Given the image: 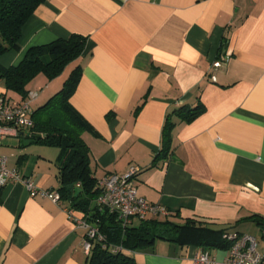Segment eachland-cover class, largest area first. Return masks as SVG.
Returning <instances> with one entry per match:
<instances>
[{
  "label": "crops",
  "instance_id": "obj_1",
  "mask_svg": "<svg viewBox=\"0 0 264 264\" xmlns=\"http://www.w3.org/2000/svg\"><path fill=\"white\" fill-rule=\"evenodd\" d=\"M73 33L86 36L83 52L54 78L40 72L26 85L36 93L30 109L78 67L69 102L91 127L81 137L96 178L134 165L137 196L168 210L158 219L193 218L253 236L250 216L264 215V0H44L0 65ZM0 95L22 102L1 79ZM198 101L205 110L176 123L169 156L152 165L166 114ZM0 153L37 186L58 189V147L9 131ZM65 206L31 197L19 182L2 187L0 264H86L84 230ZM200 249L156 240L126 254L136 264H191ZM207 250L223 264L225 249Z\"/></svg>",
  "mask_w": 264,
  "mask_h": 264
},
{
  "label": "trees",
  "instance_id": "obj_2",
  "mask_svg": "<svg viewBox=\"0 0 264 264\" xmlns=\"http://www.w3.org/2000/svg\"><path fill=\"white\" fill-rule=\"evenodd\" d=\"M42 2L44 0H0V55L9 50L19 49L21 27ZM85 43L86 36L73 33L67 39H56L43 45L30 46L18 63L8 67L0 65V79L4 81L6 90L19 94L23 101L28 95L26 85L38 73H43L48 79L54 78L68 62L80 56ZM79 76L80 71L76 67L57 92L42 105L31 110L33 124L17 131H23L35 142L61 150L62 157L58 163L57 173L59 181L57 191L61 199L68 202V206L82 214L87 221L96 224L104 235L102 240L93 243L90 254L86 255V264H136L134 258L126 254V250L149 248L156 240L179 245L194 244L201 249L228 248L231 241L223 235L234 231L229 227H212L193 218L177 222L158 217L136 219L137 224L132 222L123 224L116 214L96 203L100 193L98 186L100 179L93 174L89 148L81 137L82 133L91 127L69 102ZM204 110V105L198 101L194 106L179 105L166 114L162 129V145L154 156L152 165L159 159L169 156L172 148L171 131L176 123L191 122ZM76 188H79V192L75 195ZM250 218H253L262 231L264 215L253 214ZM262 237L264 238V234Z\"/></svg>",
  "mask_w": 264,
  "mask_h": 264
},
{
  "label": "built area",
  "instance_id": "obj_3",
  "mask_svg": "<svg viewBox=\"0 0 264 264\" xmlns=\"http://www.w3.org/2000/svg\"><path fill=\"white\" fill-rule=\"evenodd\" d=\"M36 96L35 92H28L27 97L19 104L13 105L5 96L0 95V146L9 131L17 132L19 128H28L33 124L31 118L30 101ZM138 168L130 165L123 174H112L99 180L100 193L96 203L109 212L117 215L123 224L133 219H145L168 215V210L157 203L148 202L137 196L133 177ZM11 182L24 185L31 197L49 198L56 204L63 200L57 190H48L37 186L34 181L24 175L17 167L8 165V158L0 154V189ZM64 212L76 227L84 230L82 248L86 255L90 254L96 240H102L104 235L94 223L87 221L82 214L69 206L63 207ZM264 234V228L261 231ZM223 237L231 241L222 259L223 264H264V253L257 250V241L250 234H239L231 231ZM121 249V247H117ZM217 259L210 255L207 249H200L193 256L191 264H218Z\"/></svg>",
  "mask_w": 264,
  "mask_h": 264
},
{
  "label": "rangeland",
  "instance_id": "obj_4",
  "mask_svg": "<svg viewBox=\"0 0 264 264\" xmlns=\"http://www.w3.org/2000/svg\"><path fill=\"white\" fill-rule=\"evenodd\" d=\"M253 236L257 241V250L261 253H264V238L262 237L261 230L258 226H255L253 230Z\"/></svg>",
  "mask_w": 264,
  "mask_h": 264
},
{
  "label": "water",
  "instance_id": "obj_5",
  "mask_svg": "<svg viewBox=\"0 0 264 264\" xmlns=\"http://www.w3.org/2000/svg\"><path fill=\"white\" fill-rule=\"evenodd\" d=\"M79 192V188L75 189V195Z\"/></svg>",
  "mask_w": 264,
  "mask_h": 264
}]
</instances>
